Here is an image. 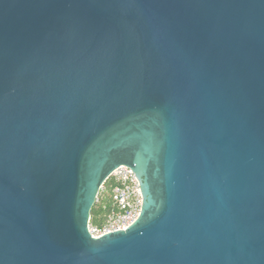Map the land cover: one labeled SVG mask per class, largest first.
<instances>
[{
    "label": "water",
    "instance_id": "water-1",
    "mask_svg": "<svg viewBox=\"0 0 264 264\" xmlns=\"http://www.w3.org/2000/svg\"><path fill=\"white\" fill-rule=\"evenodd\" d=\"M0 264H264V0H0Z\"/></svg>",
    "mask_w": 264,
    "mask_h": 264
},
{
    "label": "built area",
    "instance_id": "built-area-1",
    "mask_svg": "<svg viewBox=\"0 0 264 264\" xmlns=\"http://www.w3.org/2000/svg\"><path fill=\"white\" fill-rule=\"evenodd\" d=\"M107 182L111 183L109 210L99 228L88 227L93 238L111 232L124 231L139 215L141 196L133 173L126 167H119L111 173Z\"/></svg>",
    "mask_w": 264,
    "mask_h": 264
},
{
    "label": "trees",
    "instance_id": "trees-1",
    "mask_svg": "<svg viewBox=\"0 0 264 264\" xmlns=\"http://www.w3.org/2000/svg\"><path fill=\"white\" fill-rule=\"evenodd\" d=\"M108 188H110V184L108 185ZM96 199H97V206L96 204L93 205L90 210L89 224L92 227L99 228L102 225L103 220L105 219L108 213V210H109V194H108L107 201L104 198H102L98 203V196Z\"/></svg>",
    "mask_w": 264,
    "mask_h": 264
},
{
    "label": "rangeland",
    "instance_id": "rangeland-1",
    "mask_svg": "<svg viewBox=\"0 0 264 264\" xmlns=\"http://www.w3.org/2000/svg\"><path fill=\"white\" fill-rule=\"evenodd\" d=\"M110 184V186H111V183L110 182H106V184L102 187V189L99 191V193H98V203H99V201L102 199V198H104L106 201H107V198H108V194H109V190H110V188H108V185ZM96 204V206H97V199H96V201H95V203H94V205ZM89 226H90V224H89ZM90 228H95V227H92V226H90Z\"/></svg>",
    "mask_w": 264,
    "mask_h": 264
}]
</instances>
